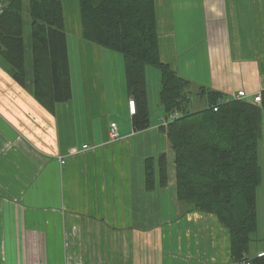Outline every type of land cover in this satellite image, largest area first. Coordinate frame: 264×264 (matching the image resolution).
<instances>
[{"label":"crops","instance_id":"crops-1","mask_svg":"<svg viewBox=\"0 0 264 264\" xmlns=\"http://www.w3.org/2000/svg\"><path fill=\"white\" fill-rule=\"evenodd\" d=\"M154 3L159 57L175 73L222 98L238 90L251 98L264 86V0ZM62 7L69 100L46 108L0 60V264H233L217 217L183 213L175 199L162 108H149V126L134 130L124 74L105 65L113 55L82 39L78 0H62ZM261 140L264 152V110ZM160 154L167 184L146 190L144 161ZM262 252L255 245L249 255Z\"/></svg>","mask_w":264,"mask_h":264},{"label":"trees","instance_id":"trees-1","mask_svg":"<svg viewBox=\"0 0 264 264\" xmlns=\"http://www.w3.org/2000/svg\"><path fill=\"white\" fill-rule=\"evenodd\" d=\"M0 14V60L11 78L52 109L71 98V80L62 0H4ZM82 39L121 54L125 88L133 99L134 130L149 126L146 68L159 71V105L174 162L175 199L182 212L214 214L229 233L233 262L264 264V252L251 256L258 227L257 188L262 179L259 149L264 90L251 98L218 103L222 94L196 86L159 57L154 0H78ZM30 20L28 41L24 16ZM203 100L192 109V99ZM217 106V110L213 109ZM168 181L165 154L144 161L146 190Z\"/></svg>","mask_w":264,"mask_h":264},{"label":"rangeland","instance_id":"rangeland-1","mask_svg":"<svg viewBox=\"0 0 264 264\" xmlns=\"http://www.w3.org/2000/svg\"><path fill=\"white\" fill-rule=\"evenodd\" d=\"M25 4H27V0H23ZM73 10V9H72ZM24 36H25V40L28 41V36H29V23L30 20L29 18L25 15L24 16ZM70 37H71V41H73V43H76V38H74L75 36L73 35L74 32L70 31L68 32ZM72 49V48H71ZM105 50H107L108 52H110L113 56H111V59H109L105 65H110V67L113 69L114 72H120L121 74H123V63H122V57L120 53H117L115 51H111L107 48H105ZM117 56V57H114ZM72 67H74V64H72ZM148 72H147V79H148V87H149V108L150 111H155L156 106L159 105V89L157 92H153L152 87L156 88L155 85V73H159L158 69L156 67H148ZM79 72L73 70L72 75H73V80H74V84L75 86L78 83V80L80 78H76L75 76L78 75ZM124 76V75H122ZM115 82L117 83L116 80V76H115ZM80 84H81V80H80ZM160 84V83H159ZM198 99L195 98V102L194 105L192 106V109L195 110L194 107H197V103ZM199 105V104H198ZM262 139V138H261ZM259 163L261 166V170H262V179L261 182L257 188V199H256V213L258 216V227L257 230L255 231V233L253 234V238L254 241L251 242V246H250V250H252V248L255 245L258 246H262L264 247V234H263V215H264V152H263V146H262V140L260 142V149H259Z\"/></svg>","mask_w":264,"mask_h":264},{"label":"built area","instance_id":"built-area-1","mask_svg":"<svg viewBox=\"0 0 264 264\" xmlns=\"http://www.w3.org/2000/svg\"><path fill=\"white\" fill-rule=\"evenodd\" d=\"M6 6H7V3L4 0H0V14L6 9ZM262 80L264 82V74L262 75ZM263 90H264V86L252 95L251 99L254 103H257V104L260 103L261 94H262ZM246 96L247 95L245 94V92L243 90H238L236 93H233L230 97L220 98L218 100V103L226 102V101L232 100V99L245 98ZM128 108H129L130 113H134V101H133V99L128 100ZM213 109L217 110V106H213ZM176 117H177V113H171L168 118L165 116H162L160 118V124L162 126H166L170 120H172ZM108 136H109L110 141H115V140H118L120 138L117 126L114 122H111L109 127H108ZM89 147H92V146H89L88 144H84L82 146L83 149L89 148ZM59 159H62V157H59ZM233 264H247V261L242 260L240 262H236V263L234 262Z\"/></svg>","mask_w":264,"mask_h":264}]
</instances>
